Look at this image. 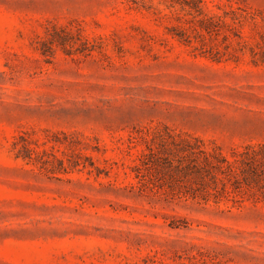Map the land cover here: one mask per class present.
Here are the masks:
<instances>
[{
    "label": "rangeland",
    "instance_id": "rangeland-1",
    "mask_svg": "<svg viewBox=\"0 0 264 264\" xmlns=\"http://www.w3.org/2000/svg\"><path fill=\"white\" fill-rule=\"evenodd\" d=\"M185 138L264 146V0H0V264H264V157Z\"/></svg>",
    "mask_w": 264,
    "mask_h": 264
},
{
    "label": "trees",
    "instance_id": "trees-1",
    "mask_svg": "<svg viewBox=\"0 0 264 264\" xmlns=\"http://www.w3.org/2000/svg\"><path fill=\"white\" fill-rule=\"evenodd\" d=\"M170 144L187 162L185 166H182V164L179 166L181 167L182 175L201 184H204L208 178L214 182H223L224 178L236 175L235 171L236 169L239 170L241 165H247L251 161L256 162L257 159L264 157V146L260 145H258V150L253 153H234L232 160H229L218 147H208L198 138L171 140ZM24 152L27 154H20L17 158L32 162V156L38 154L31 148H25ZM244 171L245 168L241 172L243 173Z\"/></svg>",
    "mask_w": 264,
    "mask_h": 264
}]
</instances>
